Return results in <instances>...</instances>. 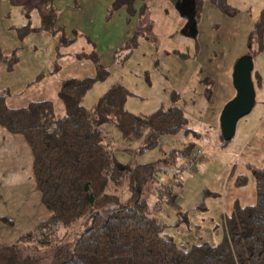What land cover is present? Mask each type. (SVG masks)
Wrapping results in <instances>:
<instances>
[{
    "label": "rangeland",
    "instance_id": "374dc122",
    "mask_svg": "<svg viewBox=\"0 0 264 264\" xmlns=\"http://www.w3.org/2000/svg\"><path fill=\"white\" fill-rule=\"evenodd\" d=\"M42 1L0 0V50L8 60L13 51L18 58L11 69L0 64L4 105L19 108L41 100L58 105L60 82L95 76L91 56L96 55L107 77L88 92L85 108H91L114 84H121L132 94L125 108L133 114L148 115L161 106H177L192 133L162 136L160 148L143 154H139V141L124 142L108 125L102 131L117 162L130 167L189 144L193 154L203 150L193 162H183L179 166L183 172L177 170L175 178H170L175 169L164 177L179 197L182 215L164 200L153 215L168 225L166 233L178 245L218 244L223 238L224 216L230 214L233 204L254 203L251 169L264 167V37L258 52L257 36L253 35L250 52L254 106L238 121L231 141L220 140L219 128L220 113L235 94L233 65L249 51L248 37L255 33L264 0H226L236 10L233 17L204 4L190 20L188 8L182 14L166 0H151L147 5L153 26L144 30L148 38L143 35L128 46L137 29L136 18H128L124 8L108 18L113 0H61L60 9L51 0V9L42 8L38 13L36 6ZM27 25L31 29L28 33L22 28ZM80 54L85 57L79 58ZM31 164L23 137L0 126V256L11 259L12 264H18L19 259H29V264H52L58 248H64L65 256L71 254L90 218L83 216L68 228L50 234L48 244H39L45 238L41 234L35 238V231L48 213L35 189ZM239 175L246 180L236 187L234 181ZM106 201H98L96 210L112 205L111 200ZM157 201L156 195H150L149 209ZM30 233L33 240L21 239Z\"/></svg>",
    "mask_w": 264,
    "mask_h": 264
},
{
    "label": "trees",
    "instance_id": "16d2710c",
    "mask_svg": "<svg viewBox=\"0 0 264 264\" xmlns=\"http://www.w3.org/2000/svg\"><path fill=\"white\" fill-rule=\"evenodd\" d=\"M149 1H112L108 18L121 8L128 18H136L137 29L127 46L136 44L143 35L148 38L144 30L153 26L149 19ZM166 1L172 5L179 2ZM192 1L194 19L204 4L228 17L236 13L226 0ZM36 8L38 13L42 8L51 9V0H43ZM28 26L22 27L26 33L31 30ZM255 26V33L252 31L248 37L249 51L244 55H250L255 34L257 51L262 50L264 12ZM15 54L13 51L8 60L0 50V64L11 69L18 60ZM94 56L91 57L95 76L62 80L57 90L58 105L41 100L8 108L0 94V126L25 140L32 157L35 189L48 213V218L35 231V238L40 234L45 238L39 244H48L46 238L50 234L68 228L83 216L90 218L88 228L76 240L71 254L65 256L64 248H58L56 259L51 263L59 259L58 264H264V167L250 168L254 203L233 204L230 214L224 216L223 238L218 244L178 245L166 233L168 225L153 215V211L164 200L182 215L179 197L164 177L175 169L176 173L170 177L175 178L183 162H193L197 155L192 152L193 145L163 152L159 159L130 167L117 162L102 127H113L124 142L139 141V154L160 148L162 136L188 135L192 131L186 127L183 112L175 105L161 106L148 115L129 112L125 104L132 94L121 84L110 86L91 108H85L83 101L88 92L107 77V71ZM220 140L224 142L221 135ZM245 180V176L239 175L234 185L239 187ZM150 195H156L158 200L152 209L147 204ZM103 199L111 200L112 205L96 210L98 201ZM21 239L29 242L33 237L30 233ZM30 261L19 259L18 264ZM0 264H12V260L0 256Z\"/></svg>",
    "mask_w": 264,
    "mask_h": 264
},
{
    "label": "water",
    "instance_id": "95a60500",
    "mask_svg": "<svg viewBox=\"0 0 264 264\" xmlns=\"http://www.w3.org/2000/svg\"><path fill=\"white\" fill-rule=\"evenodd\" d=\"M175 5L182 14L188 8L186 9L189 11L187 17H189V20L190 17L192 19L194 14L192 0H182ZM192 26L195 27L194 23H192ZM252 69L253 61L250 55H242L233 66L231 80L235 94L224 105L219 116L220 134L224 142L233 139L238 121L247 116L254 106L255 91L251 80Z\"/></svg>",
    "mask_w": 264,
    "mask_h": 264
},
{
    "label": "crops",
    "instance_id": "0c3cea01",
    "mask_svg": "<svg viewBox=\"0 0 264 264\" xmlns=\"http://www.w3.org/2000/svg\"><path fill=\"white\" fill-rule=\"evenodd\" d=\"M54 3L57 5V7L60 9V6L59 5H61L62 3H61V0H57V2H56V0H54ZM61 7H62V5H61ZM65 7H67V6H65ZM37 14V13H36ZM234 96V95H233ZM203 151V150H202Z\"/></svg>",
    "mask_w": 264,
    "mask_h": 264
},
{
    "label": "built area",
    "instance_id": "2783aa9c",
    "mask_svg": "<svg viewBox=\"0 0 264 264\" xmlns=\"http://www.w3.org/2000/svg\"><path fill=\"white\" fill-rule=\"evenodd\" d=\"M197 154L198 155H202L203 154V151L202 150H199L198 152H197ZM183 172V171H182Z\"/></svg>",
    "mask_w": 264,
    "mask_h": 264
}]
</instances>
